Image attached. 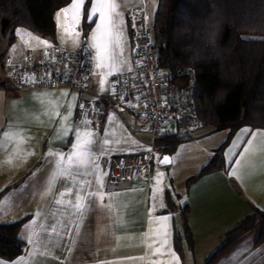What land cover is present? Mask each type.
I'll use <instances>...</instances> for the list:
<instances>
[{
	"label": "crops",
	"instance_id": "obj_1",
	"mask_svg": "<svg viewBox=\"0 0 264 264\" xmlns=\"http://www.w3.org/2000/svg\"><path fill=\"white\" fill-rule=\"evenodd\" d=\"M39 38L42 40L31 35L28 41L31 46L23 51L20 45L11 49L12 43L2 33L0 22V222H14L29 216L20 231V237L27 243L25 253L13 261L0 257L3 264H205L228 230L253 209L264 210V128L249 125L240 127L226 144L223 168L188 183L213 159L215 150L227 141L230 130L207 125L197 129L192 138H186L173 123L165 128L161 141L158 139L160 145L155 155L161 149L168 154L167 146L175 141V149L169 155L173 160L177 158V164L184 160L183 168L170 169L168 177L159 178L158 183L154 155L142 176L120 184L114 182L113 160L120 155L148 151L152 134L147 129H136L131 115H126L125 122L114 111L133 135L130 133L125 150L102 154L100 143L94 146L88 138L104 133L108 115L103 130L91 132L78 119V92L11 90L6 57L25 63L31 50L40 61L52 55L56 47L65 48L58 41ZM92 77L93 67L91 87L94 88ZM110 92L109 79L108 90L103 93ZM69 105L75 106L71 115ZM57 110L67 121L50 118L49 113ZM172 125L177 126L180 134L172 132ZM245 127L255 135L236 140L237 133ZM17 128L22 129V134L14 131ZM134 128L137 134L132 132ZM76 131L81 134V150L88 155L74 156L70 161L68 156L76 142ZM131 139H138L142 144ZM247 140H252V144H247ZM233 141L248 147L249 151L243 152L237 147L226 154ZM59 154H63V159ZM226 155L229 160L239 162L228 168ZM172 156L167 165L172 164ZM97 157L101 158L100 167L102 163L104 168L111 163L108 175L103 177L108 190L103 202L99 197L88 196L96 189L90 162ZM85 181H92V186L88 187ZM78 195L82 197L79 202L84 205L83 210L75 207ZM168 195L174 202L172 210L167 209ZM186 204L190 207L186 224L194 238L193 247L185 232L182 209ZM163 216L171 219H157ZM177 235L180 250L175 247ZM256 239V232L249 234L217 264H264V242L257 245Z\"/></svg>",
	"mask_w": 264,
	"mask_h": 264
},
{
	"label": "trees",
	"instance_id": "obj_2",
	"mask_svg": "<svg viewBox=\"0 0 264 264\" xmlns=\"http://www.w3.org/2000/svg\"><path fill=\"white\" fill-rule=\"evenodd\" d=\"M70 2L0 0L2 33L12 43L16 29L24 28L56 43L55 14ZM242 37L254 39L245 41ZM153 38L157 63L175 73L179 82L184 84L187 79L183 72L195 73L197 115L203 126L230 130L227 141L215 150L200 173L189 179L191 183L224 167L223 150L240 127L264 128V0H158ZM176 143L167 146L168 154ZM167 198V209L172 210L174 202L170 195ZM182 213L193 247L194 238L186 224L188 204ZM28 219L24 216L14 222H0L1 258L13 261L25 253L27 243L20 231ZM255 232L256 244L260 245L264 242V210L253 209L228 230L205 264H217ZM175 247L180 250L178 235Z\"/></svg>",
	"mask_w": 264,
	"mask_h": 264
},
{
	"label": "built area",
	"instance_id": "obj_3",
	"mask_svg": "<svg viewBox=\"0 0 264 264\" xmlns=\"http://www.w3.org/2000/svg\"><path fill=\"white\" fill-rule=\"evenodd\" d=\"M127 19L132 42L131 68L111 76L110 93L91 87L93 60L89 61L88 51H82L87 47L85 43L75 50L56 47L52 55L40 61L31 50L25 63L6 59L7 79L13 91L68 89L78 92V119L91 132H101L107 112L113 110L125 122L126 115H131L136 129H147L152 134L151 152L120 155L113 160L111 177L118 184L145 173L166 127L177 124L186 138H192L203 126L197 115L195 73L183 72L187 79L182 84L175 73L157 63L153 25L145 5L130 8ZM90 51L94 56V51Z\"/></svg>",
	"mask_w": 264,
	"mask_h": 264
},
{
	"label": "snow or ice",
	"instance_id": "obj_4",
	"mask_svg": "<svg viewBox=\"0 0 264 264\" xmlns=\"http://www.w3.org/2000/svg\"><path fill=\"white\" fill-rule=\"evenodd\" d=\"M90 5V7H89ZM117 0H71V2L62 8L56 14V24L58 29H61L65 35H74L78 37L81 32H84L85 29L81 27L82 24H86L91 28L90 37H87L84 43L87 45L82 51L89 52V61L95 60L97 67L104 69L108 68L112 71H119V66L124 63L121 58V53L123 51V36H124V19L121 13L117 12ZM94 25V26H93ZM243 40L249 41L254 38L242 37ZM47 44V41H42ZM264 42V41H261ZM94 50L95 55H91V51ZM91 69L89 68V71ZM33 82H36L33 79ZM42 84L43 81L41 80ZM104 81L101 80L103 85ZM64 96H67L68 93H63ZM74 105H69V115H71V109L74 108ZM50 118L53 121H67V117L64 116L59 110L54 114L49 113ZM14 131L20 132L22 134V129L17 128ZM4 135L7 136L8 132H4ZM88 135H91L89 133ZM255 134L248 127L242 128L239 133H237L236 140H241L242 137L254 136ZM75 143L72 144V154L68 156V159L71 161L74 156L88 155L87 152L82 151L81 144V134L79 131L75 132ZM67 142V141H66ZM108 141L104 140V145H107ZM247 144L251 145L252 140H247ZM240 147L243 149V152H248L249 148L244 147L243 144L237 145L233 141L232 146L226 149L227 153H232L234 148ZM102 154H104L107 149L102 148ZM151 152V149L148 150ZM240 153H236L239 155ZM60 158L63 159V154H59ZM100 157L91 160V174L95 176V191L88 193L89 197H99L101 202L104 200L105 193L108 191L104 185L103 177L108 175L107 171H104L100 168ZM239 161L232 159L229 160L227 155L225 156V163L228 168H231L234 163ZM59 163V161H57ZM159 163L168 164L170 163L169 157L165 156L162 159H159ZM79 174V173H77ZM87 174V173H85ZM162 176L161 173L157 174V182L159 183V177ZM75 179V177H73ZM92 181H85V184L88 187L92 186ZM63 195V194H62ZM82 199L81 196H77V203L75 207L78 210H83L84 205L79 201ZM158 220L168 221L171 219L169 216L158 217ZM165 240L162 243H167V230L164 233ZM159 251V250H158ZM174 255V254H173ZM178 259V258H177ZM0 264H3L0 261Z\"/></svg>",
	"mask_w": 264,
	"mask_h": 264
},
{
	"label": "rangeland",
	"instance_id": "obj_5",
	"mask_svg": "<svg viewBox=\"0 0 264 264\" xmlns=\"http://www.w3.org/2000/svg\"><path fill=\"white\" fill-rule=\"evenodd\" d=\"M117 4L119 5V7L117 8V12L121 13L123 16V19H124L123 51L121 53V58L124 61V63L119 66V71H118V72H123V71H125L131 67V53H132V42H131V36H130V32H129L127 11L132 7H139V6L145 5L148 16H149V20H150L151 24L153 25L154 20H155L156 11L158 8V0H117ZM64 7H62V8H64ZM89 7H90V5H89ZM61 9H59L57 12H59ZM57 12H56V14H57ZM81 27L84 28L83 24L81 25ZM90 34H91V28H89L87 31L85 30L84 32H81V34L78 37H76L74 35H65L62 32V30L58 29V27H57V41H58L60 46L65 47V48H71V47L74 48V47H79L80 45H83L85 39L87 37H90ZM31 35L35 39L40 40L39 37L32 34L30 31H28L24 28H17L15 31V40L12 42V45L10 46V48L15 49L16 46L19 48V45H20L21 46L20 50H22V51L25 50L26 47L31 46V43H28V41H31ZM94 55H95V53H94ZM5 56H8V55H5ZM6 59H7V57H6ZM93 64H94L93 65V77H92L93 86L96 90H99L101 92H107L109 79L111 78V76L113 74L118 73V72L112 71L108 68L101 69V68L97 67V64H96L94 59H93ZM101 80L104 81L103 85L101 84ZM107 115H108V121L106 123L104 133L97 135V136L96 135L91 136L88 138V141L93 143L94 146L96 145V143L99 142L101 145L100 150H102V148H103V149H107L106 152H111V153L117 154L119 151L121 152V150L126 149V142L128 143V141L130 140V138H128V137H129L131 132L124 125V123L120 120L119 116L117 114H115V112L113 110L108 111ZM170 128L172 129V132L180 134V131H178V128L176 125H172ZM132 132L134 134L138 133V131H136L135 128L132 129ZM104 140L108 141L107 145H104ZM131 141H132V139H131ZM134 141H136V143H138L139 145L142 144L141 142H139L138 139H136ZM134 141H132V142H134ZM164 155H166V153L164 152L163 149H161V151L155 155V159H154V165H155V169H156L155 174L157 177V174L161 173L162 176L159 177L161 180L164 179V177H168V172L170 169H173V168L176 169L178 167L177 169L180 170L185 165L184 160H181L180 161L181 163L177 164V158L175 157L173 160L172 155H171L172 156V164L171 165H160L159 159H162ZM175 160H176V162H175ZM185 160H186V162L188 161L187 158H185ZM110 165H111V163H110ZM109 166L104 168L103 163H102L100 168L102 170L106 169V171L109 172ZM201 264H203V263H201Z\"/></svg>",
	"mask_w": 264,
	"mask_h": 264
},
{
	"label": "water",
	"instance_id": "obj_6",
	"mask_svg": "<svg viewBox=\"0 0 264 264\" xmlns=\"http://www.w3.org/2000/svg\"><path fill=\"white\" fill-rule=\"evenodd\" d=\"M165 156L169 157V160H170V163H171V156H170L169 154L164 155V157H165ZM170 163H168V164H170ZM160 165H167V164H161V163H160Z\"/></svg>",
	"mask_w": 264,
	"mask_h": 264
}]
</instances>
